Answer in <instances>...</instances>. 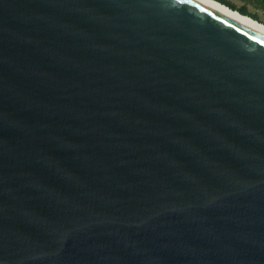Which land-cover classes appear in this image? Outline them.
I'll return each instance as SVG.
<instances>
[{
  "label": "water",
  "instance_id": "water-1",
  "mask_svg": "<svg viewBox=\"0 0 264 264\" xmlns=\"http://www.w3.org/2000/svg\"><path fill=\"white\" fill-rule=\"evenodd\" d=\"M0 264H264V39L186 0H0Z\"/></svg>",
  "mask_w": 264,
  "mask_h": 264
},
{
  "label": "bare ground",
  "instance_id": "bare-ground-1",
  "mask_svg": "<svg viewBox=\"0 0 264 264\" xmlns=\"http://www.w3.org/2000/svg\"><path fill=\"white\" fill-rule=\"evenodd\" d=\"M264 39V24L216 0H186Z\"/></svg>",
  "mask_w": 264,
  "mask_h": 264
},
{
  "label": "rangeland",
  "instance_id": "rangeland-1",
  "mask_svg": "<svg viewBox=\"0 0 264 264\" xmlns=\"http://www.w3.org/2000/svg\"><path fill=\"white\" fill-rule=\"evenodd\" d=\"M264 24V0H217Z\"/></svg>",
  "mask_w": 264,
  "mask_h": 264
},
{
  "label": "trees",
  "instance_id": "trees-1",
  "mask_svg": "<svg viewBox=\"0 0 264 264\" xmlns=\"http://www.w3.org/2000/svg\"><path fill=\"white\" fill-rule=\"evenodd\" d=\"M217 1V0H216ZM221 3V2H220ZM222 4H224V3H222ZM225 5V4H224ZM226 6H228L229 8H231V9H233L232 7H230L229 5H226ZM241 13V12H240ZM241 14H243V15H246V14H244V12H242Z\"/></svg>",
  "mask_w": 264,
  "mask_h": 264
}]
</instances>
